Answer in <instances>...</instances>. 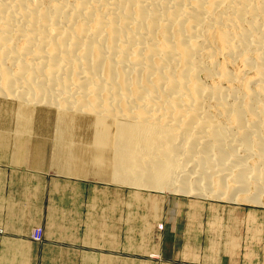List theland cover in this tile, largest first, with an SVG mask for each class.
Here are the masks:
<instances>
[{
  "label": "bare ground",
  "instance_id": "obj_1",
  "mask_svg": "<svg viewBox=\"0 0 264 264\" xmlns=\"http://www.w3.org/2000/svg\"><path fill=\"white\" fill-rule=\"evenodd\" d=\"M8 157L257 203L264 0H0Z\"/></svg>",
  "mask_w": 264,
  "mask_h": 264
},
{
  "label": "rangeland",
  "instance_id": "obj_2",
  "mask_svg": "<svg viewBox=\"0 0 264 264\" xmlns=\"http://www.w3.org/2000/svg\"><path fill=\"white\" fill-rule=\"evenodd\" d=\"M34 165L0 159V264H264V192L195 197Z\"/></svg>",
  "mask_w": 264,
  "mask_h": 264
},
{
  "label": "crops",
  "instance_id": "obj_3",
  "mask_svg": "<svg viewBox=\"0 0 264 264\" xmlns=\"http://www.w3.org/2000/svg\"><path fill=\"white\" fill-rule=\"evenodd\" d=\"M24 230H26L27 234H30L31 233V228H25ZM9 254H2L1 256L2 257H6L8 256ZM26 256H20L19 253L17 254H13V255H9V258L10 260H13V259H24V260H32L31 256H27V254H25Z\"/></svg>",
  "mask_w": 264,
  "mask_h": 264
}]
</instances>
